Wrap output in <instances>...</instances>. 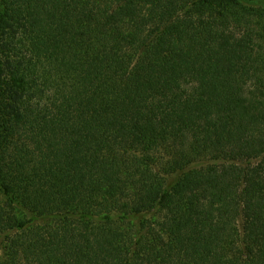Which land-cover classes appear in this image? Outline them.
<instances>
[{
    "label": "trees",
    "instance_id": "obj_1",
    "mask_svg": "<svg viewBox=\"0 0 264 264\" xmlns=\"http://www.w3.org/2000/svg\"><path fill=\"white\" fill-rule=\"evenodd\" d=\"M0 264H264V0H0Z\"/></svg>",
    "mask_w": 264,
    "mask_h": 264
},
{
    "label": "rangeland",
    "instance_id": "obj_2",
    "mask_svg": "<svg viewBox=\"0 0 264 264\" xmlns=\"http://www.w3.org/2000/svg\"><path fill=\"white\" fill-rule=\"evenodd\" d=\"M0 200H1V196H0Z\"/></svg>",
    "mask_w": 264,
    "mask_h": 264
}]
</instances>
